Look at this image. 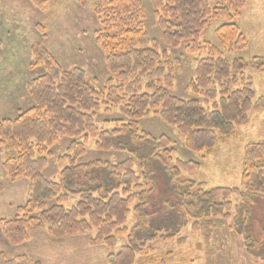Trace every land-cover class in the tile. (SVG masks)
I'll return each mask as SVG.
<instances>
[{"label":"trees","instance_id":"obj_1","mask_svg":"<svg viewBox=\"0 0 264 264\" xmlns=\"http://www.w3.org/2000/svg\"><path fill=\"white\" fill-rule=\"evenodd\" d=\"M28 1L44 10L49 0ZM246 2L150 0L163 45L177 49L190 40L192 44L185 47L188 55L206 53V58L195 60L194 79L189 87L209 106V112L198 99L184 101L168 93L178 61L165 50L158 52L143 29L145 12L141 0H98L94 6L99 22L93 33L94 41L106 54L105 70L115 75V80L108 79L100 90L87 82L81 69L63 70L45 52L35 56L29 67L44 66L46 72L27 85L32 105L14 119L0 120V148L9 151L2 168L11 181L24 178L29 184L26 203L16 209L13 218L0 220V228L9 244L21 245L28 240L30 230L43 227L56 239L94 230L92 246L111 248L118 237L127 236L128 244L118 253L110 254L107 264H135L139 254L153 252L152 248H147L148 241L173 236H161L160 230L154 228L150 236L137 240L134 235L139 227L135 226L129 233L124 226L133 203H136L133 212L138 218L146 221L149 215L146 206L151 190L142 189L140 177L133 170L134 158L115 165L99 161L76 164V160L85 153V141L92 138L99 150H129L136 157L143 177L153 174L150 162H156L170 179H174L182 171H196L200 164L175 160L170 166L168 163L174 154L171 140L166 136L155 138L139 133L140 120L150 113L159 116L178 131L188 151L204 159L214 153L220 139L230 137L236 128L249 123L250 112L264 111V96L256 98L252 78L245 74L248 69L264 72V58L254 57L250 62L238 58L231 63L223 58V52H240L247 48L245 36L233 22ZM212 20L225 22L215 30L221 50L198 41ZM101 109L104 112L119 110L122 119L113 121L118 129L106 131L95 125L94 116ZM81 136L85 141H76ZM61 137L72 141L66 153L57 159L58 165L63 167L60 181L52 182L43 176V170L49 149ZM133 141L137 146L130 149ZM96 170L103 171L105 184L86 187L82 174ZM240 182V189L217 187L209 190L203 183H179L176 205L180 214H170L168 218L172 223L168 227L184 216L193 221L191 228L196 231L200 220L231 219L230 199L233 196L244 201L260 198L264 194V139L244 147ZM71 195H76L78 201L70 209H64L63 204ZM248 222L246 216H235L233 230L243 237V244L251 253ZM177 225L173 234L179 233L181 223ZM0 264L33 263L25 256L8 258L0 253Z\"/></svg>","mask_w":264,"mask_h":264},{"label":"rangeland","instance_id":"obj_2","mask_svg":"<svg viewBox=\"0 0 264 264\" xmlns=\"http://www.w3.org/2000/svg\"><path fill=\"white\" fill-rule=\"evenodd\" d=\"M97 1L49 0L44 10H39L28 0H0V120L14 119L32 105L27 85L45 73L46 69L44 66L31 68L29 65L42 52L50 54L63 70L81 69L87 82L95 90L105 87L108 79L115 80V75L105 70V52L94 41L93 33L99 27L94 14ZM141 1L145 12L143 29L158 52L165 50L171 58L178 61L168 93L184 101L198 99L205 111L209 112V106L189 87L190 81L194 79L195 60L206 58V53L202 51L188 55L185 47L192 44L190 40L184 41L177 49L163 45L150 0ZM233 22L245 36L248 45L244 51L223 52V58L229 63L238 58L247 62L254 57L264 58V0H247L240 16ZM223 24L225 22L222 20L210 21L198 41L210 43L221 50L215 30ZM245 74L252 78L256 98L264 96V72L248 69ZM248 117L249 123L246 126L238 127L233 135L220 139L214 153L204 159L200 158V154L188 151L178 131L159 116L150 113L140 120L139 133L155 138L166 136L171 140L174 154L168 163L170 166L174 165L175 160L200 164L196 171H182L174 179H170L156 162H150L153 174L143 177L136 157L129 150L103 151L96 147L92 138L85 141L81 136L76 139L78 142L85 141V153L76 160V164L99 161L115 165L129 157L136 161L133 170L140 177L142 189L151 190L148 196L150 201L146 206L149 215L146 221L141 220L133 212L136 203L131 204L124 224L129 233L137 226L138 232L134 235L137 240L150 236L154 228L160 230L161 236L173 235L148 241L147 248H152L153 252H142L137 256L135 264H157L160 261L164 264H264V194L258 199L246 201L233 196L230 199L231 219L227 221L213 217L203 219L198 222V229L193 231V221L182 216L172 227H168L172 223L168 218L170 214L180 211L176 205L180 192L179 183H203L206 190L217 187L241 188L243 149L250 143L264 139V111H252ZM120 119L122 116L118 109H111L109 112L101 109L94 116V123L100 129L111 131L118 129V124L113 121ZM71 141L61 137L49 149L50 155L43 170V176L47 180L60 181L63 167L58 165L57 159L66 153ZM135 146L136 142L130 143V149ZM7 152V148H0V220L13 218L16 209L29 199L28 180L19 178L11 181L2 168ZM82 177L86 187L106 182L101 170L86 171ZM77 201L76 195L69 196L63 204L64 209H70ZM235 216L248 217L247 234L252 237L251 253L244 246L243 237L233 230ZM178 223H181L179 233L173 234ZM94 237L95 231L92 230L56 239L50 237L43 227L30 230L28 240L14 246L7 242L0 228V253L8 258L25 256L33 264H107L110 254L118 253L122 246L128 244L127 236H124L118 237L111 248L92 246L90 241Z\"/></svg>","mask_w":264,"mask_h":264}]
</instances>
